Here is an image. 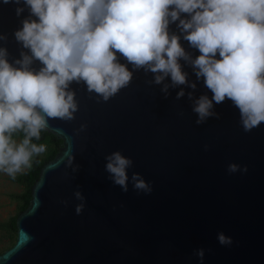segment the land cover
<instances>
[{
  "label": "water",
  "instance_id": "1",
  "mask_svg": "<svg viewBox=\"0 0 264 264\" xmlns=\"http://www.w3.org/2000/svg\"><path fill=\"white\" fill-rule=\"evenodd\" d=\"M15 8L0 4V34L7 36L0 47L10 63L31 55L14 36L28 13L17 17ZM170 31L179 34L174 24ZM181 44L193 58L200 55L189 42ZM180 63L197 83L194 99L211 96L190 64ZM40 67L34 60L32 68ZM153 78L136 72L107 102L73 82L76 118H49L47 132L63 144L42 167L0 264H199L194 252L200 248L203 264H264V122L245 132L239 110L226 100L215 107L219 119L197 125L193 101L187 94L176 99L180 87L192 89L170 87L165 98L163 85L149 83ZM82 124L87 128L79 132ZM115 151L134 161L129 176L140 173L151 194H138L131 182L126 193L112 183L105 157ZM68 155L75 156V172L66 167ZM231 163L248 171L229 174ZM76 191L86 198L80 215ZM221 231L232 237L231 246L219 244Z\"/></svg>",
  "mask_w": 264,
  "mask_h": 264
},
{
  "label": "clouds",
  "instance_id": "2",
  "mask_svg": "<svg viewBox=\"0 0 264 264\" xmlns=\"http://www.w3.org/2000/svg\"><path fill=\"white\" fill-rule=\"evenodd\" d=\"M16 5L20 21L14 36L31 55L10 63L8 50L0 47V173L15 179L33 166V159L47 152L34 143L49 128V118L74 120L79 110L73 82L83 83L97 102H107L128 87L134 74H154L150 84L180 87L176 99L186 94L193 101L196 124L219 119L215 107L226 100L239 110L240 125L251 132L264 122V0H0ZM186 14V15H182ZM179 34L170 31V25ZM7 36L0 34V41ZM181 40L199 51L193 58ZM189 63L196 81L211 93L193 97L197 83L189 80L180 60ZM34 60L42 67L32 68ZM131 65V68H129ZM170 77L171 84L164 83ZM87 128L82 124L79 132ZM207 150V146H205ZM109 179L123 192L131 182L139 194H151L153 186L140 173L128 170L134 161L121 151L105 157ZM75 156L68 155L66 167ZM229 174L248 171L237 163ZM77 215L83 213L86 198ZM67 206L68 201H62ZM221 246L232 237L217 233ZM194 255L203 264L205 249Z\"/></svg>",
  "mask_w": 264,
  "mask_h": 264
},
{
  "label": "trees",
  "instance_id": "3",
  "mask_svg": "<svg viewBox=\"0 0 264 264\" xmlns=\"http://www.w3.org/2000/svg\"><path fill=\"white\" fill-rule=\"evenodd\" d=\"M34 143H44L47 145V152L35 157L33 159V166L30 170H26L23 174H18L15 179L11 180L15 183L20 184L23 189L18 193H11L10 198L17 203V214L11 216L8 220L0 222V231L4 232L3 237H6L10 240L8 247H12L17 238V226L16 219L20 212L25 210L30 204L32 198V187L37 181L40 175L42 167L57 155L59 149L62 146V140L58 139L54 134L44 131L41 133L40 141H33ZM7 247V249H8ZM9 247V248H10ZM6 250V249H5ZM3 250V251H5ZM0 251V254L3 252Z\"/></svg>",
  "mask_w": 264,
  "mask_h": 264
},
{
  "label": "rangeland",
  "instance_id": "4",
  "mask_svg": "<svg viewBox=\"0 0 264 264\" xmlns=\"http://www.w3.org/2000/svg\"><path fill=\"white\" fill-rule=\"evenodd\" d=\"M22 189L23 187L13 182L11 177L0 173V222L17 214V203L10 198V194L21 192ZM3 234L4 232L0 231V251L7 249L10 243V240L3 237Z\"/></svg>",
  "mask_w": 264,
  "mask_h": 264
}]
</instances>
